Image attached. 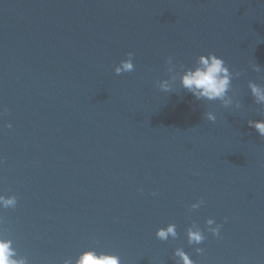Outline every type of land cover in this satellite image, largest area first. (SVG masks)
Returning <instances> with one entry per match:
<instances>
[{
	"label": "water",
	"instance_id": "obj_1",
	"mask_svg": "<svg viewBox=\"0 0 264 264\" xmlns=\"http://www.w3.org/2000/svg\"><path fill=\"white\" fill-rule=\"evenodd\" d=\"M129 52L135 70L117 75ZM208 53L241 73L239 109L197 100L179 78L159 88L168 57L179 71ZM255 63L264 68V0H0V194L17 197L0 230L18 255L63 264L96 249L175 264L183 247L196 264H264ZM193 221L199 245L188 243ZM170 223L178 237L159 240Z\"/></svg>",
	"mask_w": 264,
	"mask_h": 264
},
{
	"label": "clouds",
	"instance_id": "obj_2",
	"mask_svg": "<svg viewBox=\"0 0 264 264\" xmlns=\"http://www.w3.org/2000/svg\"><path fill=\"white\" fill-rule=\"evenodd\" d=\"M134 55L133 52H129L127 53L128 58L120 61L114 69L117 75L135 70ZM167 65V72L171 74L170 78L157 82L162 91L173 92L175 82L179 78L182 88L190 92L197 100H219L225 108H231L234 103L237 109L241 107L239 100H234L235 91L232 90L233 78L239 77L241 73L230 70L225 60L216 54L200 55L193 67L186 68L181 64L179 65V71H177V65L173 62L172 57H168ZM252 67L257 73L264 69L256 63ZM248 87L255 103L264 106V85L249 81ZM230 91L232 95H229ZM3 114L0 112V116ZM205 116L209 121L215 122L217 120L216 114L211 111L206 112ZM248 124L250 127L255 128L260 136L264 137V119L249 120ZM7 127L11 128V123ZM140 191H143V189H140ZM153 195L156 194L153 193ZM202 204H204V201L201 199L197 203L192 204L191 209H197ZM16 205L17 197L15 195L5 196L0 194V209L15 208ZM2 220L3 218L0 217V223H2ZM206 225L208 232L217 238L220 237L221 224H217L213 218H209L206 221ZM156 237L161 241H166L169 237L176 239L178 237L176 225L170 223L166 227L159 228L156 232ZM187 237L190 245H199L206 239L204 230L195 221L187 228ZM13 244L14 241L8 238L7 233L0 230V264H29L27 257L18 255L17 249ZM195 251L199 254L203 253L204 249L197 247ZM174 259L175 264H196L183 247L175 249ZM63 264H121V258L116 254L88 249L81 252L75 260L72 258L65 259Z\"/></svg>",
	"mask_w": 264,
	"mask_h": 264
}]
</instances>
